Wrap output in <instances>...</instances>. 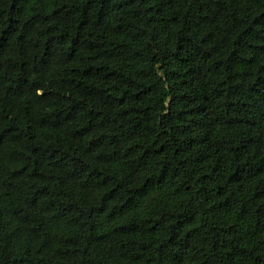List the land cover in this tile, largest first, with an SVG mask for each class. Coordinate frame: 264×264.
I'll list each match as a JSON object with an SVG mask.
<instances>
[{
	"label": "trees",
	"instance_id": "obj_1",
	"mask_svg": "<svg viewBox=\"0 0 264 264\" xmlns=\"http://www.w3.org/2000/svg\"><path fill=\"white\" fill-rule=\"evenodd\" d=\"M0 264H264V0H0Z\"/></svg>",
	"mask_w": 264,
	"mask_h": 264
}]
</instances>
